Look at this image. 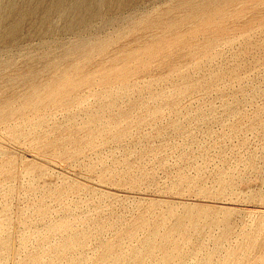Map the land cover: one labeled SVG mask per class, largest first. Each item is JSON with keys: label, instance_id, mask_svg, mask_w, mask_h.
<instances>
[{"label": "rangeland", "instance_id": "obj_1", "mask_svg": "<svg viewBox=\"0 0 264 264\" xmlns=\"http://www.w3.org/2000/svg\"><path fill=\"white\" fill-rule=\"evenodd\" d=\"M171 1L135 0L137 7L114 13L103 9V17L92 22L86 30L79 27L72 32L64 30L63 18L55 10L51 9L49 19L44 22L43 8H40L35 15L24 18L14 40L0 43V75L18 77L30 61L37 67L49 59L61 62L65 58V49L76 41L112 38L126 30L138 15L163 8ZM239 1L228 5L223 20L212 19L203 26L182 28L181 34L189 31L180 38L181 46L173 42L176 40L172 41L173 36H167L170 39L166 37L164 45L168 46L164 48L166 51L162 50L163 56L160 51V55L139 57L141 62V58H145L142 64L147 67L140 66L141 62L137 60L134 62L138 66L128 61L131 65L128 64V74L124 76L129 80V86H135L131 87L133 90L147 86L143 92H149L143 96V109L120 101L119 108L130 112L121 125L128 133L121 142H115L111 133H104L97 141L98 150H88L80 161L71 162L66 156L76 147L46 146L45 139L35 142L41 137L38 135L45 133L43 130L39 133L31 130V134L19 140L8 132L9 128L0 126V163L11 161V166H5L7 168L0 174V224L7 220L9 227L6 226L4 234L10 237V250L4 264H18L20 259L43 244L45 224L36 215L41 202L49 209L51 220L85 217L86 230L89 223L107 225L105 231L84 245L86 264L111 263L112 257L118 254L121 255L118 264H136L131 250L154 226L160 227L162 236L172 230L171 237L178 242L183 256L182 264H203V258L209 253H213L210 264H264V49L251 45L260 42L264 35L260 28L264 0ZM20 3L21 0H0V32L10 25V11ZM36 3V0H26L23 9H35ZM43 7L49 8L50 2ZM134 9H138L137 12ZM215 25L227 34L220 35V43H206L213 39V34H192V30L204 33ZM232 34L239 36L229 37ZM128 42V38L118 40L117 45ZM137 46L133 43L130 47ZM203 49L210 50H206L208 56L201 57ZM209 56L211 59L207 61ZM96 57L81 73L73 75L74 79L84 74L93 75V78L99 76L98 69H91L100 60ZM146 61L148 63H144ZM38 69L42 70L39 76L44 77L45 71L41 67ZM179 70L185 75L182 76ZM217 72L220 79L212 83L208 77ZM186 81L188 84L184 83ZM1 85L5 86V83ZM15 86V93L24 92L26 88L18 82ZM96 87V92L101 93L107 86ZM150 92L157 97L150 98ZM132 94L135 98L138 91ZM10 95L9 92L0 94V104ZM88 95L89 90L85 89L84 107L95 102V98ZM156 108L161 110L158 116L149 117V111ZM23 116L18 123L33 118L30 112ZM81 120L79 117L77 122ZM120 120L123 119H116V124ZM140 121H144L142 126L137 125ZM53 122H60L64 127L51 132L49 140L57 141V145L68 144L71 137L69 122L61 114L47 127L52 128ZM70 187L75 191L70 199L76 206L67 209L68 202L57 199L53 191ZM169 206H174L179 213L185 207L207 209L216 223L209 226L201 218L196 226L185 221L180 227H174L175 218L171 217L161 224V214ZM5 208L6 213H1ZM144 221L148 225L137 231L136 238H128L132 228ZM185 236L190 237L188 242H183ZM22 237H26L27 244H21ZM71 253L66 256L67 260L76 257V252ZM40 254L45 259L40 264H45L48 255L42 250ZM161 254L156 251L145 264L154 263ZM66 258L59 264H66Z\"/></svg>", "mask_w": 264, "mask_h": 264}, {"label": "bare ground", "instance_id": "obj_2", "mask_svg": "<svg viewBox=\"0 0 264 264\" xmlns=\"http://www.w3.org/2000/svg\"><path fill=\"white\" fill-rule=\"evenodd\" d=\"M25 1L26 0H21V3L19 5L17 4V6L13 7L14 5L13 4L11 6L13 7L12 11H10L11 12L10 14L12 16V21L6 29L0 32V43L8 40H14L18 36L24 18L27 16L35 15L37 11L40 10V8H43L42 10H43L44 22H46V20L49 19L51 14V9L55 10L56 12H59L63 18L64 30L72 32L79 27L81 29L86 30L87 27L90 26L92 22L103 17V9H105L106 12L114 13V12H122L123 10L137 7L135 0H36L37 3L35 9H31L30 11H25L23 9V5ZM48 1L50 2V7L44 9L43 6ZM159 1L162 0H158V2ZM233 1L235 0H172L169 4H167L163 8L157 9L145 15L144 14L138 15L135 18L136 20H133V22L129 24L126 30L118 32L112 38H97L93 40L80 39L76 41L74 44H72L71 46L65 49L63 53V55H65V58L61 62L57 63L49 59L47 61H42L41 65L37 67V65L34 64L33 61H30L29 64L26 66L25 71L20 73L18 77H4V75H0V92H1L0 94H2V96L8 94V92L11 94L8 97L7 101L0 104V126H2V128L3 127L9 128L8 132H10L14 138L19 140L21 138L23 139L24 137H26L30 133L29 131L31 130L35 133H39V131L43 130L45 133L38 135L41 137L38 136H37L38 138H36V136L33 137L34 140L36 138L35 142H37L40 139H45V141L47 142L46 146H53V147L59 146L60 149H65V147L69 145L76 147L73 153L66 156L68 159H70L71 162L80 161L81 156H83L85 154L84 152H87L88 150L90 151L98 150L97 141L100 138V136L103 135L104 133H108V132L111 133L112 139L115 142L117 143L121 142L122 139L128 135L127 131H125L126 127H122L121 125L123 124V122L126 121L125 119L129 117L130 112L128 113V111L119 108L120 101L122 100L123 102H130L133 108L143 109L145 106V101L143 96L144 94L149 92L148 90H145L143 92L144 89L148 88L147 86L144 87V89L138 87L137 90H133L131 88L135 86L132 85L129 86L128 84L129 80L126 78V76H124V74H128L127 72L128 67L129 65H131L128 63V61H132L133 63H135L134 61L136 60L139 61L140 60L139 57H142V55L143 57H145L144 55H160V51H162L164 48H166V46H168V45L166 46L164 45L167 36H173L172 41L176 40L173 42L180 44L179 46H181V41H179L180 38H183L184 34L185 35L188 34L186 32L189 31L187 30L185 31L184 34H181L180 32L182 28L184 27L192 28L193 26L198 27V25L203 26L209 24L212 19L214 20L225 19L227 16L226 9L228 5L230 6V3L232 4ZM240 2L241 0L239 1V3ZM247 4L250 3L247 2ZM244 6H246V4ZM134 10H136L137 12L138 9H134ZM136 12H134V14ZM261 24L262 25L260 28L263 29L262 33L264 34V16L262 18ZM253 27L251 28V30L253 29ZM200 32L201 31L192 30V34L195 36L197 34L198 35L201 34L203 36L208 34L211 35L213 34V39L206 41V43L209 45H212L215 42H217L220 35L224 36V34H226L224 33V30H220V28L217 25H215L213 29H208L204 33H200ZM235 34H234L235 37L239 36ZM229 37H233V34L232 36ZM126 38L129 39L128 43L123 45H117L118 40H122ZM133 43H136L139 46H137V48H131L130 46ZM217 43L220 42L218 41ZM251 45L254 48L263 47L264 49V35L262 36L260 42H255L252 43ZM114 46L116 47L113 49ZM124 47H129V48H124ZM186 47H188V45ZM210 48H213V46H211ZM206 50L204 51L203 49L204 51L203 54L200 53L202 55L201 57H204L203 55L206 56L207 55L206 52L210 51L211 49L207 51ZM194 53L196 54L195 51ZM163 55L164 52L162 56ZM96 56H99L100 60L95 62L94 65L91 67V69H96V70L98 69L101 74L99 76L98 74L94 75L96 76L95 78H93V75L84 74V76L81 75L82 77L78 79H74L73 75L81 73L83 69L87 67L88 64H90L93 58ZM192 57L193 56H191V58ZM142 59L144 61L145 58H141V60ZM206 59L208 61L211 59V57L209 56ZM143 61L142 62L139 61L141 62L140 66L144 65L145 67H147L145 64H142ZM149 62H151V60H149ZM121 63L122 64L125 63V64L122 65ZM144 63H148V62L146 61ZM188 63L191 62L189 61ZM149 64L148 66L150 67ZM199 65L200 64L198 63V66ZM136 66L138 65L136 64ZM188 66L190 65L188 64ZM40 67L45 71L44 77L39 76L40 71H42L38 69ZM145 70L146 69H144V71ZM133 71L134 70H132L131 72ZM134 72H136V69ZM219 72L213 75L211 74V77L208 75L209 76L208 78H210V81L212 83H217L218 80L220 79L221 75L219 74ZM180 73L182 74V76L185 75V73H183L182 71H180ZM183 78H187V77H183ZM96 80L98 83L96 82ZM183 80L185 81V79ZM17 82L23 83L25 85L26 88L24 89V92L15 93V89H16L15 85ZM143 82L146 81L143 80ZM2 83H5V86H2L1 85ZM184 83L188 84L187 81ZM102 85L103 86L106 85L107 87H104L101 93L100 91L99 93L96 92L94 87L96 86L101 87ZM141 85H143V83ZM85 89L89 90L90 95L88 96L95 98V102H93L94 104L89 107H84L85 104H83L85 103V98L83 97V92L85 91ZM135 91L136 92L138 91V96L134 98L132 93H134ZM149 96L150 98H156L157 94L150 92ZM170 96H172V93L170 94ZM15 102L17 103V106L19 104L18 107L13 106L15 105ZM26 112L32 113L33 118L32 119L27 118L28 120L26 122H23L21 124L18 123L17 120L23 118L24 117L23 115H25ZM159 112H161V110L159 108H156L150 110L148 115L149 117H156L158 116ZM59 114L63 115V118H65L66 121H68L70 124L68 129H71V131L69 132L71 133L70 135L71 137L69 140L70 142L68 144L62 143L60 145L59 144L57 145V141L49 140L51 136L50 134L51 132L53 133V131L54 132L60 131L62 127H64L60 122L57 123L53 122L54 125L52 124L53 125L52 128L47 127L49 122H52L54 117ZM79 117L80 118L82 117L81 120L82 122L80 123L77 122V119ZM116 119H123V120H120L116 124ZM149 120L150 118L148 119V121ZM143 124L144 121H140L137 123L138 126H142ZM47 128L49 131L47 130ZM47 131L49 132V134L47 133ZM99 144L101 145L102 142H100ZM10 164L11 161L1 162L0 174L7 167H10L11 166ZM5 166L7 167L5 168ZM53 192L56 195L57 199L59 198L61 200H65L68 202V204L65 205L67 209H71L73 206H76L70 199L71 198L70 195L75 192L72 189V187L64 188V189H55ZM6 211L7 209L5 208L1 211V213L5 214ZM36 215L40 219V221L45 224L44 225L45 228H43L44 229L43 244L39 246V248L37 247L38 249L35 250L34 252H31L30 254L23 257L22 260L20 259L18 264H40L41 262H43V260H45L40 254L41 250L48 255L45 264H59V261L64 257L66 258V256L69 255L71 252H76L77 253L76 257L71 258L70 260H67L66 258L65 260L66 264H86L87 260L83 254V250L87 240L91 239L92 237H94L95 239L97 234H100L101 232L105 231L108 228L107 225L100 226L95 223L90 225L89 223L86 224V227L88 225V230H86L84 226L85 217H80V218L76 217V219L74 220L61 219V218L57 220H51L49 219L50 216L49 209L43 205V202H41L40 205L37 206ZM161 216H163L161 220V224H165L169 219L171 220V217L175 218L174 227L175 226L180 227L185 223V221H188L189 224L196 226L198 225V222L201 218L205 219L206 224L209 226H213L216 223L215 218L213 217L212 213L209 210L199 209L197 207H185L183 211L179 213L174 206H169L167 207L166 211L161 214ZM147 225L148 222L144 221L134 226L132 228L133 232H130L128 238L135 239L137 231H139V229H143ZM6 226L9 227L7 220L4 221L2 224H0V264H4L7 261V255L10 250V237L9 235L4 234V232L6 233ZM171 232L172 230L170 229L166 235L162 236L160 233V227L154 226L153 229L147 233L145 238L139 241L137 245L134 246V248L131 250V257L135 260V263L145 264L149 260V258H153V256H155L156 251H161L162 254L160 258L155 260L154 263L152 264H167L175 261L178 264H182L183 256L180 251V246L178 245V242H176V240L172 239ZM183 239H184L183 242H188L190 237L185 236ZM25 240L26 237H22V242H21L22 245L26 243ZM212 256L213 253L207 254L203 258V264H210L212 260ZM112 258H113L112 262L107 264H118L121 259V255L118 254ZM101 264H106V263H101Z\"/></svg>", "mask_w": 264, "mask_h": 264}]
</instances>
